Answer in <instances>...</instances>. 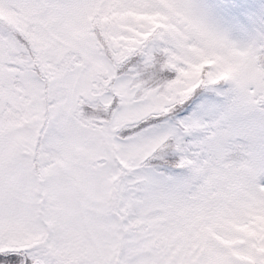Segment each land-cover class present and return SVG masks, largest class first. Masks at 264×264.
<instances>
[{"label": "snow or ice", "instance_id": "6c2138e0", "mask_svg": "<svg viewBox=\"0 0 264 264\" xmlns=\"http://www.w3.org/2000/svg\"><path fill=\"white\" fill-rule=\"evenodd\" d=\"M0 264H264V0H0Z\"/></svg>", "mask_w": 264, "mask_h": 264}]
</instances>
